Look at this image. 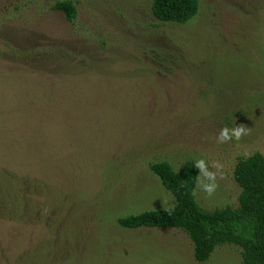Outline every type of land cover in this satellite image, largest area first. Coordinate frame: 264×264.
<instances>
[{
	"label": "rangeland",
	"instance_id": "374dc122",
	"mask_svg": "<svg viewBox=\"0 0 264 264\" xmlns=\"http://www.w3.org/2000/svg\"><path fill=\"white\" fill-rule=\"evenodd\" d=\"M56 1L0 0V264H242L117 219L174 205L156 161L204 159L218 187L197 178L199 204H237V159L264 155V0H198L185 23L152 0H71L68 21Z\"/></svg>",
	"mask_w": 264,
	"mask_h": 264
},
{
	"label": "trees",
	"instance_id": "16d2710c",
	"mask_svg": "<svg viewBox=\"0 0 264 264\" xmlns=\"http://www.w3.org/2000/svg\"><path fill=\"white\" fill-rule=\"evenodd\" d=\"M53 9L72 21L76 7L71 0H57ZM198 10V0H152V15L162 22L185 23ZM150 170L172 193L175 203L165 209H148L117 219L124 228H174L188 235L197 262L206 261L221 245L240 249L242 264H264V155L254 152L236 161L233 177L240 188L235 206L208 209L196 199L197 169L186 161L176 172L166 161H156ZM19 263L18 261L16 262Z\"/></svg>",
	"mask_w": 264,
	"mask_h": 264
},
{
	"label": "clouds",
	"instance_id": "9594fccd",
	"mask_svg": "<svg viewBox=\"0 0 264 264\" xmlns=\"http://www.w3.org/2000/svg\"><path fill=\"white\" fill-rule=\"evenodd\" d=\"M251 131L250 128L245 127L243 124L237 125L236 127L229 129L228 127H223L220 129L219 134L217 136L218 143H227L235 138L237 141L240 140L244 135H247ZM245 155H249L245 153ZM195 167L199 168L200 173L197 176L199 186L202 190L207 193V195L211 196L215 193L218 184L216 183V172H213L209 169L208 164L204 159H199L195 163ZM223 166L218 162H214L212 164V168L217 170L221 169ZM203 177V179H201ZM207 181V182H205ZM165 211H168L171 214V209L166 208Z\"/></svg>",
	"mask_w": 264,
	"mask_h": 264
}]
</instances>
